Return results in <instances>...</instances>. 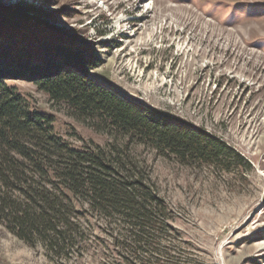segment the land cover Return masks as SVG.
<instances>
[{"label": "rangeland", "instance_id": "1", "mask_svg": "<svg viewBox=\"0 0 264 264\" xmlns=\"http://www.w3.org/2000/svg\"><path fill=\"white\" fill-rule=\"evenodd\" d=\"M42 41L83 47L98 63L93 81L215 136L243 162L225 171L183 160L8 80L72 148L117 150L166 220L134 247L126 227L72 198L77 235L60 256L0 224V264H264V0H0V46L38 55Z\"/></svg>", "mask_w": 264, "mask_h": 264}, {"label": "trees", "instance_id": "2", "mask_svg": "<svg viewBox=\"0 0 264 264\" xmlns=\"http://www.w3.org/2000/svg\"><path fill=\"white\" fill-rule=\"evenodd\" d=\"M21 8L13 7L16 14ZM39 44L38 55L27 49L9 54L0 46V224L26 245H40L47 254L60 256L77 235L72 198L126 227L125 238L134 247L147 245L153 233H163L165 208L117 150L72 148L55 134L52 117L32 110L8 80L31 81L77 118L97 119L108 129L183 160L193 158L225 171L243 162L215 136L93 81L89 71L98 63L86 57L83 47Z\"/></svg>", "mask_w": 264, "mask_h": 264}]
</instances>
